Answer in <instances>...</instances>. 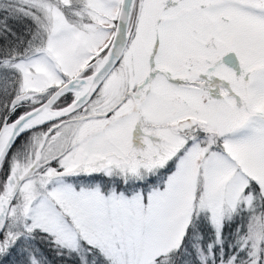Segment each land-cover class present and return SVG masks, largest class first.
I'll return each mask as SVG.
<instances>
[{"label":"snow or ice","instance_id":"1","mask_svg":"<svg viewBox=\"0 0 264 264\" xmlns=\"http://www.w3.org/2000/svg\"><path fill=\"white\" fill-rule=\"evenodd\" d=\"M0 264H264V0H0Z\"/></svg>","mask_w":264,"mask_h":264}]
</instances>
